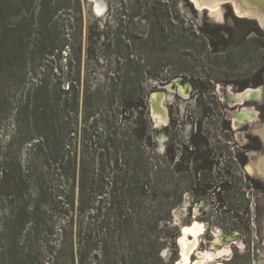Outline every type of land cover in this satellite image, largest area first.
Here are the masks:
<instances>
[{
  "label": "rangeland",
  "instance_id": "rangeland-1",
  "mask_svg": "<svg viewBox=\"0 0 264 264\" xmlns=\"http://www.w3.org/2000/svg\"><path fill=\"white\" fill-rule=\"evenodd\" d=\"M159 4L168 7L172 18L178 17L171 20L175 29L166 25V31L173 29L176 32L182 27L188 34L199 36L198 28L210 24L232 28L240 37L241 32L229 14L231 12L233 16L240 17L230 5H222L218 15L213 17L196 9L189 0L159 1ZM135 5H138L137 0H31L22 3V9L16 15L5 17L0 30V264H72L71 252L77 248L75 234L79 223L93 230L99 221H106L115 212L103 210L109 207L104 203L108 201L107 197H103L104 204H98L93 195L87 199L82 218L65 204L73 199L75 209L78 206L79 158L85 136L83 128L93 123L92 119L84 121L83 108L80 106L77 113V131L73 128L71 139H67L68 150L77 158L74 181L70 175L69 178H62L56 165L46 161L40 151H35L39 138L34 131L36 125L30 116L31 108L27 113L23 108L27 89L35 86L37 81L54 84L78 78L82 89L86 84L95 89L106 78H112L116 64L111 51L113 47L109 50L106 46L107 36L113 38L121 32L145 39L152 31L150 20L144 19L147 16L145 11L134 19L122 16L131 13ZM127 20L130 24L125 23ZM21 24H25L24 35H29L25 38L29 49L35 46L37 39L42 43H38L36 53L26 66H20L18 60L10 57L12 42L9 30ZM28 28L31 34H28ZM246 41L250 42L246 44ZM186 48H189L188 45L184 47L182 43L174 45L167 54H163L162 59L161 54H151L137 42L132 46L131 59L135 65L143 66L139 67L140 71H145L141 81L148 83L149 89L155 87L147 99L148 112L151 96L162 93L159 106L163 112L158 115L163 117L162 122L159 120V124L155 125L149 116L155 141L154 156L165 155L168 148L169 155L187 159L189 142L196 128L201 126L196 141L203 144L200 150L209 154L208 162L214 166L212 176L219 178L226 190L217 187L214 193L205 192L204 173L199 171L196 176L190 175L191 171L184 168L186 163L178 174L169 170L167 189L177 188L181 202L171 211L170 224L176 229L175 245L169 242L159 256L164 264L179 261L176 241L180 230L197 223L201 232L197 249L190 256L191 261L198 259L200 252L227 247L230 252L226 256L204 264H264V179L247 169L263 153V144L257 133L264 125V82L259 87L249 84L247 88L254 89V92L244 98L247 101L242 109L239 110V106H234L235 101H232L237 100L236 96L240 93L238 85L254 80L255 72L264 64V36L248 32L240 46L232 45L228 51L209 57L198 45L195 50L191 49L192 46ZM160 59L163 60L160 62L163 66L159 67L161 74L178 75L175 79H181L183 92H180V85L179 90L172 88L165 92L161 88L169 83L161 85L149 77L147 72H152ZM23 76L25 82L21 81ZM262 77L264 80V68ZM242 111L248 112V119H238ZM35 119L37 123L44 122L39 117ZM250 137L259 139V151L245 149ZM27 138L31 140L26 141ZM147 153L153 157L151 150ZM243 153L247 163L240 166L237 159ZM5 170H8V176H21L19 188H23L22 197L12 199L15 200L13 202L4 197V194L12 192L5 182L1 183L2 171ZM246 176L259 181L263 189L257 191L251 188ZM41 186L45 192L42 197ZM106 187L109 191L110 186ZM203 193L205 196L199 197ZM175 199L176 196L171 200ZM247 207L250 208L249 214ZM11 209H26L32 214L23 231L19 221L10 219ZM248 223L251 226L249 234L246 230ZM140 226L134 223V230L126 232V237L114 235L111 239L105 238L98 249L90 253L87 263L155 264L147 256L149 227L146 222ZM227 240L231 241L225 242ZM14 241L17 246H14ZM111 247L116 250H111Z\"/></svg>",
  "mask_w": 264,
  "mask_h": 264
},
{
  "label": "trees",
  "instance_id": "trees-1",
  "mask_svg": "<svg viewBox=\"0 0 264 264\" xmlns=\"http://www.w3.org/2000/svg\"><path fill=\"white\" fill-rule=\"evenodd\" d=\"M26 1L31 2V0H0V30L4 26L5 17L16 15L17 11L22 9V3ZM159 1L137 0L138 5L134 6V10L122 15L125 18L134 19L145 11L147 16L144 19L150 20L152 26L151 33L145 39L133 38L132 35H123L121 32L116 33L113 38L107 36L106 46L109 50L113 47L114 50L111 51L114 54L116 66L113 77L106 78L102 85L92 89L91 85L86 84L82 89L78 78L58 81L54 84L42 80L37 81L32 88L29 87L25 94L23 109L27 113L31 108L30 116L36 125L34 131L39 137L37 145L34 146L35 151H40L46 161L56 165L62 178H69L70 175V179L75 180L77 158L75 155L72 156L68 150L67 139H71L73 128L75 132L77 131L79 107L83 108L85 122L93 120L87 128H83L85 136L82 142V154L79 158L78 206L75 209L73 199L67 200L65 204L68 208L70 207L71 212L76 211L78 217L82 218L85 213V203L93 195L94 199L97 198L98 204L109 205L103 208L104 211L106 209L107 213L115 212L110 214V218L106 221L104 219L99 221L93 230L83 227L82 222L79 223L75 234L77 248L71 252L72 264H88L90 253L98 249L105 238L111 239L114 235L119 238L126 237L128 235L126 232L132 233L134 230V223L140 226L144 222L151 233H149L150 239L147 240L149 241L147 256L151 257L155 264H164L159 253L169 242L175 245L176 229L170 224L171 211L181 202V195L177 188L171 191L167 189L166 179L171 169L172 172L178 174L182 171L183 164L186 163L184 168L186 171H191L190 175L196 176L199 171L204 173L205 192L214 193L217 187L219 190H226L223 183L218 180L219 178L212 176L214 166L212 162H208L209 154L206 150H200L203 144L196 141L199 137L197 134L201 133V126L196 128V133L189 142L190 150H186L187 159L183 156L175 158V155H169L168 148L165 155L154 156L155 141L152 136L147 99L155 87L149 89V84L141 81L145 71L143 69L140 71L139 67L141 69L143 66L135 65L131 59L132 46L137 42L146 51L151 54L158 52L164 59L163 54H167L174 45L182 43L184 47L192 46L191 49L194 50L198 45L207 52L209 57L228 51L232 45L240 46L245 42L248 32L263 36L264 32L260 30L256 21L237 18L231 12L229 16L241 32L240 35L238 34L240 37L232 28L210 24H204L198 28L199 36L193 33L188 34L182 27L173 32L175 28L171 25V20H177L178 17L172 18L168 7L161 6ZM149 3L151 5L147 7ZM228 10H230L229 7ZM125 23L130 24L128 20ZM23 25L25 24H21L20 27H11L9 30L12 42L10 57L18 60L20 66H26L31 61L40 42L37 39L35 46L29 49L25 42V38L29 35H24ZM166 25L173 29L166 31ZM28 31V34H31L30 28ZM249 42L246 41V44ZM187 56L191 58L190 54ZM162 59L158 62V66L152 72L148 71L147 74L161 85H167L178 75L161 74L159 67L163 66L160 63ZM263 68L264 64L255 72L256 78L249 83L239 84L238 90L242 92L249 84L252 87L263 85ZM21 81L25 82V76ZM34 117H39L44 122L37 123ZM28 118L29 114H27ZM28 125L27 120V128ZM30 140L31 138H27L26 141ZM249 140L250 142L245 147L247 151L261 149L257 137H250ZM204 145L207 146V143ZM147 150L152 151L153 157L147 153ZM237 160L240 166H245L247 163L244 153L240 154ZM198 161L200 162L197 163ZM2 175L1 183L5 182L7 188L12 189V192L4 194V197L10 202L21 198L23 188H19L20 174L8 176V170H5L2 171ZM246 177L250 181L251 188L257 191L263 189L259 181L249 176ZM219 181L220 184H218ZM106 186H110L109 191ZM39 191L42 197L45 193L42 186ZM174 196L176 199L171 200ZM204 196L205 193L200 194L199 197ZM103 197H107L108 201L103 203ZM9 211L10 219L13 222L19 221L21 231H23L27 223H30L29 219L32 214L26 209ZM140 237L145 238V236ZM13 244L17 246L15 241ZM110 249L116 250L114 247ZM135 252L139 253V250Z\"/></svg>",
  "mask_w": 264,
  "mask_h": 264
},
{
  "label": "bare ground",
  "instance_id": "bare-ground-1",
  "mask_svg": "<svg viewBox=\"0 0 264 264\" xmlns=\"http://www.w3.org/2000/svg\"><path fill=\"white\" fill-rule=\"evenodd\" d=\"M233 1H234L233 2L234 5H235L234 6L235 12L237 13L238 16L247 15L248 9H250V8H253L257 11L258 10L264 11V0H233ZM217 4L210 6V7L216 8L218 6ZM195 5H196V7L200 6V4L197 1H195ZM203 5H205V4H203ZM236 5H238V6H236ZM242 8H244L243 11H241ZM176 83L181 86L180 92H183L182 91L183 90V83L180 80H177ZM252 92H254V89L247 88L246 90L240 92L236 96L237 100H232V101H235L237 104L238 103L240 104L244 101V98ZM156 97H157V95H155V99H156ZM243 106H244V104L242 105V107H239V110L242 109ZM248 118H249L248 112L242 111L240 114V117L238 119L245 120ZM235 122L233 121V123H235ZM259 129H260V131L257 133V136H260L261 139L264 141V125ZM247 169H248V171L251 172L250 167H247ZM200 232H201V229L197 223H194L191 226H187V227L182 228L183 236H182V238H179V240H178L179 244L181 245L180 248L182 249V251L180 250L181 258L179 261L176 262V264H204V263H208L210 261H213L214 259H216L218 257L226 256L230 252V250L227 247H224L222 249H219V250L213 251V252H209V251L200 252V253H198V259L196 261H191L190 256L197 249L198 236L200 235ZM188 235H192V237H193L192 240H188V238H187ZM214 264H224V263L216 262Z\"/></svg>",
  "mask_w": 264,
  "mask_h": 264
},
{
  "label": "water",
  "instance_id": "water-1",
  "mask_svg": "<svg viewBox=\"0 0 264 264\" xmlns=\"http://www.w3.org/2000/svg\"><path fill=\"white\" fill-rule=\"evenodd\" d=\"M195 1H197L200 6L199 7H196L195 5ZM189 2L191 4H193L196 9L200 10V11H205V12H208L211 16L213 17H216L218 15V12L220 11L221 9V6L222 5H230V7L233 9L234 13L237 15V13L235 12V5H234V1L233 0H189ZM218 3V4H217ZM205 4V5H203ZM217 4L218 6L216 8H212L210 6H213ZM203 5V6H202ZM238 6V5H236ZM244 8L241 9V11H243ZM240 18H244V19H249V20H253V21H256L257 24L264 30V11H257L253 8H250L248 9V14L247 15H243V16H239ZM177 80H181V79H175L172 81V83L168 84L167 86H164L162 87L161 89L164 90L165 92H168V89H177L179 90V84L176 83ZM246 90V89H245ZM244 91V90H243ZM162 93H154L150 100H149V116L151 117L152 119V122L157 125L159 124V120H161L162 122V119L163 117L162 116H158L160 115L163 110L161 109V107L159 106V99H160V96H161ZM165 94V93H164ZM155 95H158L157 96V99H155ZM247 100H244L242 103H236L235 102V105L234 106H242ZM261 143L263 144V153L261 155L260 158H258L256 160L255 163H253L250 167L251 169V172L252 173H255L258 177L260 178H263L264 179V141L261 139L260 136H257ZM182 237V232L180 233V237H178L176 243H177V247H178V251H179V257L181 256L180 254V244H179V238ZM176 264V263H175Z\"/></svg>",
  "mask_w": 264,
  "mask_h": 264
},
{
  "label": "flooded vegetation",
  "instance_id": "flooded-vegetation-1",
  "mask_svg": "<svg viewBox=\"0 0 264 264\" xmlns=\"http://www.w3.org/2000/svg\"><path fill=\"white\" fill-rule=\"evenodd\" d=\"M172 83V82H171ZM170 84V83H169ZM247 208H249V207H247ZM249 212H250V208H249V210L247 209V214H249ZM248 226H249V229H248ZM247 228H246V230H247V233L249 234L250 233V231H251V226H250V224L248 223V225L246 226ZM182 228H184V227H182ZM182 228H181V230H180V233L182 232ZM180 233H179V237H180ZM182 236H183V233H182ZM182 238V237H181ZM187 238H192V236L191 235H188L187 236ZM230 238V237H229ZM229 241H231V240H227V241H225V242H229ZM181 246V245H180ZM181 251H182V249H181ZM181 258V256L179 257V259ZM218 258H221V257H218ZM217 258V259H218ZM195 260H197V258L195 259ZM195 260H192V261H195Z\"/></svg>",
  "mask_w": 264,
  "mask_h": 264
}]
</instances>
